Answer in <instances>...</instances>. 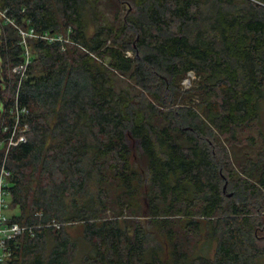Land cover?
Instances as JSON below:
<instances>
[{
    "label": "trees",
    "instance_id": "obj_1",
    "mask_svg": "<svg viewBox=\"0 0 264 264\" xmlns=\"http://www.w3.org/2000/svg\"><path fill=\"white\" fill-rule=\"evenodd\" d=\"M0 9L21 27L71 28L78 44L28 38L16 90L22 46L0 25L1 108L16 90L29 109L27 141L5 161L10 218L29 231L6 264H264V152L252 160L236 142L260 122L264 0Z\"/></svg>",
    "mask_w": 264,
    "mask_h": 264
},
{
    "label": "built area",
    "instance_id": "obj_2",
    "mask_svg": "<svg viewBox=\"0 0 264 264\" xmlns=\"http://www.w3.org/2000/svg\"><path fill=\"white\" fill-rule=\"evenodd\" d=\"M6 18L11 25L16 27L19 34L18 41L22 46V60L11 68V74L17 82L16 90H18L21 80L25 77L28 69L27 66L30 62L28 38L45 40L47 42H59L61 44V49H64L68 45H78L74 39L69 36L71 28L66 29L65 32L62 31V33H52L49 30L39 31L33 27H21L14 24L13 19L10 17ZM189 74L192 73L187 72V75ZM2 85L1 79V86ZM16 90L13 93L10 104L2 110V103L0 101V150L3 152V156L0 159V264H6L5 261L11 254L8 247L9 242L15 240L18 234L24 230L29 231L27 225H21L12 221L10 215L7 214V210L9 209L8 201L10 200V193H8L7 187H9V178L12 171L6 166L5 161L8 157L10 148L27 141L26 132L29 129V123H27L29 109L20 103ZM53 225H56V223H53Z\"/></svg>",
    "mask_w": 264,
    "mask_h": 264
},
{
    "label": "rangeland",
    "instance_id": "obj_3",
    "mask_svg": "<svg viewBox=\"0 0 264 264\" xmlns=\"http://www.w3.org/2000/svg\"><path fill=\"white\" fill-rule=\"evenodd\" d=\"M6 17H9V16L7 15V13L5 14V10L0 9V25L9 23V21H7ZM0 34H3L1 26H0ZM2 62H3V60L0 57V65ZM1 70H3V72L7 71V73H8V68L3 69V67H2ZM10 74H11V72H10ZM194 77L195 76L193 74H189V77L184 78L186 80L183 79L181 82L182 83L181 84L182 89L189 88L191 86V84H193ZM261 100L262 101H261L260 109H259L260 122L259 123H253L251 126L245 128L244 130H239V133L237 134L238 137L236 138V142L240 143V145H239V147L241 149L240 152L245 154L246 156H248L252 160L257 159V157H258L257 153H261L263 155V152H264V140H263L264 136L262 139L259 135V132H258L259 131L258 129L260 128L263 132V135H264V97ZM1 110H2V108H1ZM14 212H17V210L16 209H10V208L7 210V214H9V215L14 213ZM259 244L264 245V240L261 239L259 241Z\"/></svg>",
    "mask_w": 264,
    "mask_h": 264
},
{
    "label": "water",
    "instance_id": "obj_4",
    "mask_svg": "<svg viewBox=\"0 0 264 264\" xmlns=\"http://www.w3.org/2000/svg\"><path fill=\"white\" fill-rule=\"evenodd\" d=\"M0 72H1V69H0ZM2 86H1V78H0V90H1Z\"/></svg>",
    "mask_w": 264,
    "mask_h": 264
}]
</instances>
